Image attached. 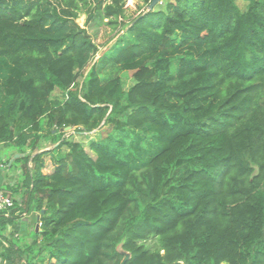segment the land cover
I'll use <instances>...</instances> for the list:
<instances>
[{"label":"trees","instance_id":"obj_1","mask_svg":"<svg viewBox=\"0 0 264 264\" xmlns=\"http://www.w3.org/2000/svg\"><path fill=\"white\" fill-rule=\"evenodd\" d=\"M141 1L0 0L1 264H264V0ZM102 24L126 35L96 59Z\"/></svg>","mask_w":264,"mask_h":264},{"label":"rangeland","instance_id":"obj_2","mask_svg":"<svg viewBox=\"0 0 264 264\" xmlns=\"http://www.w3.org/2000/svg\"><path fill=\"white\" fill-rule=\"evenodd\" d=\"M239 5H240L241 9L245 10V7H246L245 1H239ZM126 8H127L128 18H132V17H135L138 14H140L146 8V5L141 0H127ZM78 21L82 26H85L86 14L82 13V15L80 16ZM87 27H88V31L92 35L94 41L99 45L100 51H99L96 59L98 57H100V55H102L103 53L108 51L118 38H120L122 35H126V30L123 29L121 26L113 27V26L108 25V24H102L99 27H90V26H87ZM114 74H118L122 77V84H123V88L125 90L129 89L135 83V80L133 77V71L117 69L114 71ZM53 96L54 97H61L62 94L59 90H55L53 92ZM108 131H109V127L103 126L101 129L95 131L92 134L95 137H103L104 135H106V133ZM66 136L68 138H76V135L72 134L71 132H68L66 134ZM77 139H79V136L77 137ZM13 148H15L14 145L0 144V160L5 159V160L11 161L10 151ZM66 150H67L66 148H63V151H66ZM20 165L21 164H18V167H20ZM51 167H52V164L49 162L46 166V171L48 172L51 169ZM9 168L15 169L17 167H9ZM23 191H24V189L21 190L20 192H18V194H22ZM20 213L21 212L19 211V213L17 212L16 215H20ZM21 217L22 216H20L19 219H21ZM23 225H25L24 222H23ZM6 233H8V232H6Z\"/></svg>","mask_w":264,"mask_h":264},{"label":"crops","instance_id":"obj_3","mask_svg":"<svg viewBox=\"0 0 264 264\" xmlns=\"http://www.w3.org/2000/svg\"><path fill=\"white\" fill-rule=\"evenodd\" d=\"M0 144H4V143H0ZM44 146H45L43 148L44 150L52 148V146H51L50 143H45ZM10 155H11L10 156L11 157V161L9 163V167H11V164L14 162V160L16 158L21 157V156H24V154H22L17 147L13 148L10 151ZM3 160H5V159H3ZM3 160H1V161H3ZM21 169L22 168H20V167H17L15 169L8 168L7 170H5L4 172H2L0 174V183L3 185V187L12 196L15 195V194L13 193L12 190H9V188L12 187L19 180V178H17V176L19 177V175L21 174ZM17 197L20 198L21 195L18 194ZM24 215H26V219H24L23 221L22 220H19L18 224L16 223V226H14V225L13 226H10L8 228V231H7L8 233L7 234H9L11 238H13V235L10 234V233L14 229H19V230L22 231L20 236H24L25 237V241H27L28 243H30L31 240H32V234H31L32 232L31 231H32V229H34V227L36 228L37 227V224H38V213L34 209V206H32V210L29 211V212L28 211L25 212ZM23 222L25 223V225H23Z\"/></svg>","mask_w":264,"mask_h":264},{"label":"built area","instance_id":"obj_4","mask_svg":"<svg viewBox=\"0 0 264 264\" xmlns=\"http://www.w3.org/2000/svg\"><path fill=\"white\" fill-rule=\"evenodd\" d=\"M8 168L9 166L7 165V163H5V160L0 162V174ZM14 206H15V201L12 195L0 183V214L5 213L7 216H9ZM24 219H26V215H23L20 220L23 221ZM1 262H2V258L0 257V264Z\"/></svg>","mask_w":264,"mask_h":264},{"label":"water","instance_id":"obj_5","mask_svg":"<svg viewBox=\"0 0 264 264\" xmlns=\"http://www.w3.org/2000/svg\"><path fill=\"white\" fill-rule=\"evenodd\" d=\"M160 2H162V0H152V2L149 4V6H148V9L149 10H153L154 9V7L158 4V3H160ZM66 130L67 131H69V130H71V127L69 126V127H67L66 128ZM44 210H42V212H41V214H39L38 215V224H37V227H36V229H39V226H40V218H41V216L44 214ZM130 254L129 253H127V252H125L124 253V258L122 259V261H121V263L120 264H125L126 262H127V260L130 258Z\"/></svg>","mask_w":264,"mask_h":264}]
</instances>
